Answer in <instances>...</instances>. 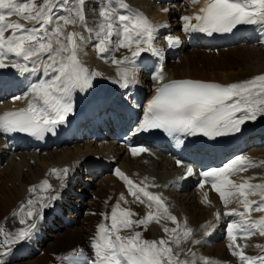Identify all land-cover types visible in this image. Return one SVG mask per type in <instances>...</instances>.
Here are the masks:
<instances>
[{"label":"snow or ice","instance_id":"6c2138e0","mask_svg":"<svg viewBox=\"0 0 264 264\" xmlns=\"http://www.w3.org/2000/svg\"><path fill=\"white\" fill-rule=\"evenodd\" d=\"M197 2L193 0V3ZM85 3L86 0H43L38 5L36 0H0V68L9 67L6 61L15 57L11 67L23 72L42 73L45 77L32 83L26 96L13 97V102L29 96L31 99L26 108L0 114V131L43 138L66 121L73 112L74 91L90 88L94 76L100 75L99 72H90L79 58L86 41L95 40L94 46L102 58H107L104 56L107 54L112 57V63L123 66L118 72L123 87L135 81L137 58L145 52L161 55L162 50L154 44L157 25L144 13L132 9L126 0H102L100 19L95 28L87 23ZM162 11L167 12L168 9ZM180 19L184 32H203L209 36L231 32L241 25H258L264 29V0H206L199 14L184 15ZM19 20L33 26L28 27ZM68 26L84 28L89 35L85 37L80 31H68ZM9 31L11 34L6 36L5 33ZM166 40L169 47L180 42L179 37L172 35H168ZM122 48L129 50L131 55L116 59L115 52ZM153 79L161 86L147 105L144 119L136 129L138 132L162 129L182 144L180 136L221 137L239 132L246 121L264 115V74L227 85L192 79L162 83L165 75L161 67ZM148 151L144 147L131 148L133 156ZM177 164L180 165L181 161L178 160ZM249 166H254V162L248 157L236 156L221 167L201 172L203 179L199 187L204 188L211 178L212 188L219 194L226 209L224 215L234 217L226 225V236L230 241L228 247L232 254L245 264H264V254L248 256L244 251L248 245L238 243L240 239L247 240L257 234L264 236V215L259 218L252 215L264 213V183H252L255 177H241L239 182L232 179L247 171ZM51 171L62 179L68 175L69 169L53 168ZM115 174L126 183L134 201L147 204L150 210L143 217L133 219L139 214L121 206L120 201L128 203L121 193L111 212L101 214L103 219L90 241L93 255L84 257L83 250H79L65 259L84 257L83 264H220L198 256L191 248L181 247L192 239L193 229L187 226L186 220L183 224L178 221L161 194L146 190L147 185L137 184L119 168L115 169ZM193 174V168L188 166L185 175ZM37 187L45 192H56L47 179L39 186H32L29 191L35 192ZM257 194L260 200L250 198ZM56 198L51 194L39 201L30 198L26 218L20 220L21 224L27 226L14 233L0 228V235L3 236L0 240V257L8 255L11 246L31 237L37 221L43 219L42 210L51 206L49 200ZM233 200L237 201L239 208L228 207ZM204 202L210 203L207 193L204 194ZM37 203L39 208L35 207ZM24 208L25 205H21L20 211ZM215 215L219 219L221 213L218 211ZM162 219L170 220L176 227L161 225L165 236L158 240L145 239L143 232L134 230L141 226L147 230L149 224H160ZM28 220H32V223L29 224ZM123 230L131 231L122 235ZM193 243L200 244L201 241L194 240ZM257 247L264 252V246ZM0 264L5 262L0 259Z\"/></svg>","mask_w":264,"mask_h":264},{"label":"bare ground","instance_id":"6f19581e","mask_svg":"<svg viewBox=\"0 0 264 264\" xmlns=\"http://www.w3.org/2000/svg\"><path fill=\"white\" fill-rule=\"evenodd\" d=\"M97 1L98 3L100 2L101 6L102 0ZM155 1L157 0H127L126 2L132 7V9L139 10L150 20L156 21L154 24L157 25V39H162L164 32L179 37L180 39L179 44L174 47H169L166 40V42L164 41L165 43L163 41L155 43L154 41L155 46L162 50L161 55L164 57L165 72L164 70L163 72L165 79L163 82L167 83L172 80L192 79L205 82L231 84L249 80L257 75L264 74L263 43L262 46H236L228 49L227 52H225L227 49L224 51L219 49L217 51L218 53L220 52L219 55L207 48L200 50V47L187 52V43L180 32L170 33L169 31L164 30L159 34L158 31L160 30V26H163L161 18H166L167 14L161 11L164 7V3H155ZM161 1L173 2L174 0ZM187 1L191 2L190 0ZM205 2L206 0H200L199 4H201V7L205 6ZM90 4L93 8L94 0L92 2L86 0L84 5L86 13ZM177 7L180 8V4H178ZM194 12H196L195 14H199L200 10L192 8L191 12H188L189 14H187L191 16L194 15ZM97 21L98 20H96V22ZM27 25L29 26L30 24L28 23ZM89 27L95 28L96 25ZM70 28L74 29L73 26H68V30ZM74 30L82 32L85 37L89 35V32L84 28H76ZM236 32H238V29H236ZM8 33L9 32H6L5 35L7 36ZM257 35L259 36L256 38H261L264 41V34H261L259 30L257 31ZM203 42L207 43L206 41ZM196 44L195 47L198 45L201 46L197 41ZM94 45L93 41H86L83 43L79 54V58L83 65L92 73H100L99 76H94V78L97 77L105 85L111 86L120 93H124L128 87L122 86L120 76L118 75V72L123 66H118L112 63V57L107 56V54H104L107 58H102L101 54L96 52L97 50H94L96 49ZM240 48V52H237ZM173 53L176 54V56L173 55ZM167 54H170V56L172 55V60L167 59ZM114 55L116 59H121L125 55L130 56L131 53L129 50L122 48L115 52ZM212 55H218L220 57L219 60L222 58L221 55H226V57L228 55L236 56L235 59L240 60L241 58L243 62L242 65H246V67L245 69L236 70L230 65L223 66V62L221 63ZM141 56H143V54ZM14 59L16 58L12 57L6 61V63L9 64V67L0 68V114H3L5 111L26 108L31 96L27 99L16 100L15 102H13V97L26 96L32 83H36L40 79L45 78L42 73L23 72L18 68L11 67L12 60ZM176 59H178V61ZM142 61L143 60H138V58L136 59L134 68L135 81L133 83H137L143 90V93L148 97H151L153 92L155 93L160 86L159 83L153 79V74L156 72L155 69L144 64ZM19 62L24 63L23 61ZM29 66L31 67V65ZM144 69L147 71H140ZM142 77L145 78L144 80H146V82L142 80ZM116 80H118L119 83H116ZM91 87L92 89H95V83L93 80ZM80 91L87 94L90 93L87 89ZM74 92L78 93L77 90ZM100 93L101 92H99L94 100H88L90 96H88L87 99L83 98L78 101L73 100V112L69 114L66 121L59 124L57 128L64 126L69 119L71 121L70 126L65 132L56 131L54 135L56 139H52L51 136L41 138L43 139L42 141L33 138V140L27 141V143L21 145L16 151H12L8 148L7 144L3 142L0 136V161L3 163L6 162L2 168L0 167V175L5 174V178L3 179V182L5 183H8L9 181L14 183L18 182V186L9 189L7 193L0 196V228H3L5 232L14 233L20 228L27 226L26 224H21L20 220L21 218H26V212L29 210L27 201L30 198L34 201H39L40 198L46 197L49 194L59 197L60 193L65 191V188H62L65 183H68L69 180L72 181L73 178H75V180L78 179L77 172H79V175L81 176L87 169L91 168V162H86L87 157H90L93 154H99L109 158L105 160L106 168L109 173L101 179L102 186L99 185L101 187L95 192V200L92 199L86 206H76L75 209L73 208V210L68 211L67 213H64L63 211L66 210L63 205L65 197L59 199L60 203L57 202L56 209H52L51 206L44 208L42 210L43 219L37 221V227L33 231L31 237L11 246V251L7 255L11 256L10 264H83L84 257H90L93 255L90 241L96 235L97 225L103 219L101 214L111 212L113 206L119 201L121 193L124 194L128 201V203L120 201L121 206L131 208L133 212L139 214V216H134L133 219L143 217L150 209L147 204L134 201L128 192V186L126 183L115 174V169L117 168L123 171L137 184H140L141 186L147 184L148 187L146 190L161 194L162 198L168 205L170 212L177 216L178 221L181 224H183L185 220L187 221V226L193 229V234L191 240L181 245L182 248H191L198 256L207 257L210 260L220 262L224 259V261H228L230 264H236L237 260L235 262L233 260L234 257L231 259L226 258L229 257L225 251V248H229L228 245H225L222 241L213 243L211 240L206 239V237L209 236V233L207 232L210 228L215 226L217 229V221L224 223L225 220L229 222L234 219V217L224 215L226 209L219 194L212 188V186H204V188L201 189L194 186L182 187L177 185L176 182H173L174 185L166 187V182L174 180L171 174L172 171H175L174 168L180 172L183 171L184 164H177L179 159L171 158L168 155L160 153L156 156H152V149L150 147L147 148L149 150L148 152L133 156L130 149L119 146L115 142L108 141L111 140L114 134H116L117 130L121 127V123L116 122L115 119V126L113 123L110 124V120L112 119L110 111L112 110V107L109 105V101L111 100H106L105 98L99 100L98 97ZM136 99L137 102L140 100V98ZM113 103L116 109L120 110L116 98H113ZM95 104L100 106V109L97 111H94L93 109ZM83 105L86 114L81 108ZM76 112L82 113L80 117L77 118L74 116ZM88 116H91L90 119H92V121H89L87 124L94 122L96 126V137L94 141L91 135H89L91 138L83 136L84 131L80 130L78 126V121H81V124H84L88 119ZM104 122H106L107 128L111 129L108 133L103 131ZM252 125L254 127H260L261 129L259 132H262L264 115H259L255 120L246 121L241 126V130L237 133V138H242L248 133H251L249 136H261L260 133H256L257 131L254 132ZM97 126L99 128H97ZM97 129H99L100 132H97ZM105 135L108 136L109 139H106ZM84 139H87V141ZM64 141H66V143L70 142V145H65L66 143H64ZM247 144V142L243 143L246 148L243 156H246L253 161L254 166H249L247 171L242 172L237 176H233L232 179L239 182L241 177H255V179L251 181L252 183H264V163H260L261 161H264V146L258 149L255 147L256 149L248 151ZM262 145H264V143ZM7 152L12 153V156L7 157ZM100 161L102 162L101 166H103V161ZM94 166L101 170V172H104L99 164H95ZM65 167L69 169V172L68 175L62 179L57 178V175L51 171L53 168L63 169ZM25 168H27V171L24 170ZM193 170L194 174L190 177L196 175L194 168ZM95 176L96 175H94V177ZM82 177L87 178L85 176ZM88 178L91 180L93 177L89 174ZM45 179L49 181L53 189H56V192L53 193L51 190L45 192L39 187H37L35 192L29 191L32 186H39ZM152 185H159V187H152ZM205 193L208 194L210 203L204 202ZM250 198L255 200L261 199L259 194ZM56 199L49 200L48 203L51 205L56 202ZM20 205H25L22 212L19 209ZM35 207L39 208V203H37ZM228 207L239 208L240 206L236 200H233ZM151 210L154 211V209ZM217 211L221 213L219 219H217L215 215ZM84 213L86 214L84 215ZM252 215L253 218H259V216L264 215V213H253ZM46 216H53L52 218H54V216H60L59 218L62 221L69 222V226L72 227L59 225L57 230L49 231L52 229V226L50 227V222L46 219ZM33 219H35V217ZM28 223H32V220H28ZM83 223H85V225ZM105 223H110V221H105ZM79 224L81 229H85L84 232L75 231L73 229ZM164 224L169 228L176 227V225L170 220L162 219L160 224H156L155 222L149 224L147 230H145L143 226L135 228L134 230L143 232L145 239L158 240L165 236L161 226ZM88 225H91V228H89ZM130 231L131 230H123L121 234L127 235L130 234ZM0 238H3V236L0 235ZM194 240H200L201 243L195 244L193 243ZM226 242L228 244L230 243L227 236ZM238 243H246L248 245L244 248L246 255L255 256L261 250L260 247L256 248V245L264 246V236L257 234L247 240L240 239L238 240ZM43 250V256H35V260L28 259L32 257L33 252H41ZM79 250H83L84 257L73 260L65 259V257L71 256L74 251ZM181 255L183 258V254ZM0 259H2V257H0ZM198 264H202V262H198Z\"/></svg>","mask_w":264,"mask_h":264},{"label":"rangeland","instance_id":"374dc122","mask_svg":"<svg viewBox=\"0 0 264 264\" xmlns=\"http://www.w3.org/2000/svg\"><path fill=\"white\" fill-rule=\"evenodd\" d=\"M89 1H93V0H89ZM36 3L38 4V5H40V4H42L43 3V0H36ZM96 3H97V5H96ZM94 6H95V8H94ZM94 6H93V8H92V6H91V4L88 6V9H87V13H86V18H87V23H89V26H94V25H96V20H99L100 19V17H99V10H97V8L96 7H98V2H97V0H94ZM179 8H176V10H174V12L175 11H177ZM192 9V8H191ZM191 9H190V11H189V13L191 12ZM95 10V11H94ZM94 15H93V14ZM185 11H184V13H183V16L185 15ZM188 13V14H189ZM166 14V13H165ZM172 14H174V13H172ZM187 14V15H188ZM88 15V16H87ZM89 16H91V17H89ZM98 16V17H97ZM96 17V18H95ZM11 19H19L18 17H12ZM91 20V21H90ZM19 22L20 23H24V24H26V26H28L27 24H28V22H26V21H23V20H19ZM92 22V23H91ZM161 22V21H160ZM163 22V21H162ZM30 25L28 26V27H32L33 25L31 24V23H29ZM37 27L39 26V25H36ZM164 30H167V31H169L170 33H173V32H179V29L178 28H176L175 26H170V24H164L163 23V26H160V30L158 31L159 32V34H160V32L161 31H164ZM11 34V31H9V33H8V35H10ZM263 44H261V46H262ZM200 46L198 45L197 47H195V48H199ZM264 47V46H263ZM234 48V47H233ZM192 49H187V52H190ZM221 51L223 50H225V49H220ZM240 50H241V48L239 49V50H237V52H240ZM228 51V49L225 51V52H227ZM215 54H218L219 55V53L216 51H213ZM193 53V52H192ZM191 53V54H192ZM232 53H233V51H232ZM234 54V53H233ZM188 55H190V54H188ZM216 56V55H212V56H214L216 59H218L219 60V56ZM181 56V55H180ZM180 56H179V58H180ZM222 56V58L219 60L221 63L223 62V66H227V65H230V66H232V67H234V69H236V70H239V69H245V67H246V65H242L243 64V62H242V59L240 58V60L238 59H235V57L236 56H233V55H228L227 57H226V55H221ZM178 58V59H179ZM178 59H176L177 61H178ZM176 60H175V62H176ZM239 62H240V64H239ZM242 62V63H241ZM228 70H231V69H228ZM88 138H91V136H88ZM85 141H87V139H84ZM89 140V139H88ZM65 145H70V142H68V143H66ZM255 147V146H254ZM49 151V150H48ZM44 152H47V151H44ZM8 156L7 157H10V156H12V153H9V152H7L6 153ZM4 156H5V154H4ZM6 157V158H7ZM5 158V159H6ZM5 162V161H4ZM6 164V162L5 163H3V165L1 166V168L4 166ZM0 168V169H1ZM25 171H27V168H25L24 169ZM77 174L79 175V172H77ZM82 176H85V177H87V178H83ZM89 173H83L81 176L79 175V177H77V178H83V180H84V182L85 181H90L89 180ZM5 178V174H1L0 175V196H3L5 193H7L8 192V190L9 189H12V188H14L15 186H18V182H11V181H9L8 183H5V182H3V179ZM74 180H75V178H73ZM72 179V180H73ZM101 179H103V178H94V180H93V178H91V182H90V186L88 187V188H85V189H82V190H79V188H76V191L77 192H84L83 194H84V196H85V200H82V201H76V200H78L79 198H77L78 197V195H76V196H72L71 197V195L70 194H67L66 196H64L65 197V200L63 201V205L65 206V208L67 207V206H69V207H67L66 208V210H63L64 211V213H67L68 211H71V210H73L70 206H71V202H73V206L74 207H76V206H79V207H82V206H86L92 199L93 200H95V196H96V194H95V192L97 191V189L98 188H100L101 186H102V184H101ZM99 185H101V186H99ZM99 186V187H98ZM78 189V190H77ZM0 200H1V198H0ZM3 205V204H2ZM64 208V207H63ZM64 208V209H65ZM19 209H21V205L19 206ZM218 212V211H217ZM86 213H84V215H85ZM53 216H51L50 218H48V220H49V222H50V227L52 228L51 230H49V231H55V230H57L58 229V226L59 225H67V224H69V222H64V221H62L60 218H57V219H55V218H52ZM60 222V223H59ZM62 222H64V223H62ZM84 225H85V223H83ZM66 227V226H65ZM88 227L89 228H91V225H88ZM78 228V229H77ZM75 231L77 230V231H83L84 232V230L85 229H81L80 228V224L77 226V227H75V228H73ZM7 232V231H6ZM3 238H0V240H2ZM44 247H45V245H44ZM35 254V255H34ZM44 255V250L43 251H41V252H33L32 253V257L31 258H28L29 260H35L34 258H35V256H37V257H40V256H43ZM2 260L5 262V264H10V261H11V256H3L2 257Z\"/></svg>","mask_w":264,"mask_h":264}]
</instances>
